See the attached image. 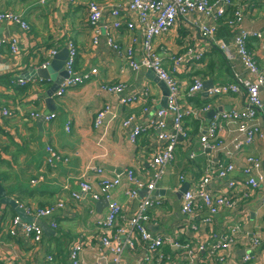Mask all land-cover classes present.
<instances>
[{
	"label": "crops",
	"instance_id": "1",
	"mask_svg": "<svg viewBox=\"0 0 264 264\" xmlns=\"http://www.w3.org/2000/svg\"><path fill=\"white\" fill-rule=\"evenodd\" d=\"M95 2L106 14L117 6L124 7L125 0H50L39 4L37 0H0V12L20 16L29 30L23 31L12 23H0V39L14 38L19 42V53L13 57L8 45L0 50V111H9L12 116H0V185L6 196L14 199L23 209H44L62 203L51 216L56 226L50 227V217L40 219L53 233L44 234L41 243L33 244L19 233H13V209L0 203V264L10 259L12 264H44L48 256L51 264H69L68 250L79 244L83 264H111L113 255L101 244V229L98 225L107 213L105 199L93 201L89 194L82 193L79 179L87 176L93 191L98 190L99 176L92 168L100 167L103 176L112 179L121 175V183L111 191V201L122 209V217L130 218L136 212L140 201L149 193L140 189L136 198L126 192L131 185L124 178V172L131 170L145 184L152 180L150 164L155 152L165 145L160 139L162 132L152 125L157 110L166 109L164 90L151 75V71H133L124 60L110 49L104 40V33L96 38L88 23L86 5ZM211 22L201 15L180 18L177 26L167 35L155 41L156 51L163 58L165 71L177 82L180 89L179 103L190 107L192 115L184 119L186 137L179 139L173 159L167 165L155 185L152 199L159 202L149 212L151 220L147 229L152 235L167 236L171 242L185 244L206 243L223 240L232 234L233 244L229 251L215 258L211 264H264V110L257 113L253 122L260 131L249 145L236 148L245 135L238 131L237 123H226L211 143L212 149H205L200 136L216 114L228 113L232 109L245 111L248 105L243 92L216 97L209 96L212 87L234 82V76L246 73L238 62H229L224 54L212 47L198 34V28ZM225 20L216 24L215 37L229 46L235 29ZM239 29L261 33V39L247 43L258 65H264V0H254ZM122 49L132 48L136 61L142 55L141 33L118 31L115 35ZM71 41L77 52L75 71H95L86 83L71 87L58 97L54 93L55 110L48 112L46 93L52 88L60 73L48 66L59 58L48 60L47 52L66 50ZM203 47L207 51L201 61L188 65L183 58L189 46ZM164 49V51H162ZM67 52V50H66ZM174 57L181 58L175 63ZM47 66V67H48ZM64 67V66H63ZM45 69L46 77H38V70ZM53 75V76H52ZM19 79L30 80L21 86ZM33 80V81H32ZM194 81H200L202 91L188 98L187 90ZM121 84L126 91L111 95L102 91L104 85ZM60 87V86H59ZM146 90L147 97L139 103L127 106L119 104L123 95ZM264 99V91L261 92ZM209 105V110L204 108ZM108 107L102 124L94 126L98 112ZM54 114L50 121L40 120L35 114ZM211 113H214L210 117ZM45 115V116H47ZM132 118L131 127L141 126L144 131L135 143L127 139L123 122ZM172 116L165 117L166 129L170 132ZM68 126V130L66 127ZM52 147L58 161L52 167L46 165V148ZM255 159L257 167L252 168L248 160ZM231 165L232 171L225 179L217 176L220 166ZM250 170L246 175L244 171ZM207 176V190L212 195L223 193L229 180L245 182L249 178L263 177L252 196L240 205L238 213L222 209L216 215L209 213L201 204L190 215L180 211L182 195L193 189ZM73 194L78 199L72 198ZM15 214V213H14ZM209 218L211 222L203 221ZM178 229L183 230L179 234ZM16 232V231H14ZM253 242L255 245H253ZM179 248L167 245L162 249L166 264L177 263ZM250 255L248 263L243 257ZM122 259L127 264H140L142 251H124Z\"/></svg>",
	"mask_w": 264,
	"mask_h": 264
},
{
	"label": "built area",
	"instance_id": "2",
	"mask_svg": "<svg viewBox=\"0 0 264 264\" xmlns=\"http://www.w3.org/2000/svg\"><path fill=\"white\" fill-rule=\"evenodd\" d=\"M39 4H45L50 0H37ZM77 0H68L69 3H74ZM254 0H125V6H117L111 9L107 14L108 22H105V12L95 2H89L86 5L88 23L94 33V43L96 38L104 33V40L110 49L116 52L125 62V65L133 71L145 69L151 71L156 77L162 81L168 89L167 108L157 110L155 113L152 125L156 126L162 134L160 139L165 145L161 150H157L150 164L152 171V180L144 183L138 179L131 170L124 172V178L132 186L126 192L130 198H136L137 192L140 189H146L148 196L140 201L137 212L130 218L122 217L121 207L114 201H111V191L121 183V175H117L112 179H107L103 176L104 170L100 167L92 168V173L99 176L98 190L93 191L92 182L87 176L82 175L79 179V188L82 193L89 194L93 201L105 199L108 202L107 213L105 218L98 223L101 229V244L113 255L111 264H127L123 261L122 255L124 251H135L140 249L143 254V259L140 264H166L162 249L165 246L174 245L179 248L177 263L181 264H211L217 257L225 255L230 246L233 244L232 234L236 231H230V237L223 240L214 241L210 247L206 243L192 244V240L180 245L176 242H171L167 236L152 235L147 229V223L151 217L149 212L155 207H159V202L152 199V192L167 165L172 161L175 147L179 139L185 138L183 122L184 119L192 115L190 107H184L179 103L180 89L177 82L165 71L163 66V58L156 51L155 41L159 38L167 36L176 26L180 18H186L192 15H201L205 19H210L211 22L205 26L198 28V34L206 40L212 47L220 50L227 61L238 62L245 71L244 76L235 75L234 82L231 84H223L212 87L209 90V96L216 97L227 94H238L243 92L248 105L247 110L239 111L232 109L228 113L216 114L205 128L200 136V143L205 149L215 147L211 143L218 137V133L226 123H237L238 131L245 135L243 142H239L236 148L239 149L243 145H249L260 134L259 129L253 124L257 113L264 110V99L261 92L264 91V65L260 67L254 59L252 53L247 47V43L252 39H261V33L254 31L239 29L246 14L251 9ZM226 19V24L234 27L232 43L229 46L215 37L216 24L221 20ZM0 23H12L17 25L21 30L28 31L29 27L20 16L11 13L0 12ZM136 29L141 33L142 39V55L140 60L136 61L132 48L127 46L122 49L117 42L115 35L118 31L133 33ZM4 45H8L10 53L16 57L19 53V42L14 39L1 38L0 50ZM67 57L64 62L63 70L66 77L62 80L59 89L56 91V96H62L67 89L82 85L91 79L95 71L89 73H77L75 71L76 48L69 41L66 45ZM164 51V49L162 50ZM206 49L198 46H189L183 58L188 65L202 60L206 53ZM57 54L55 50L47 52L48 60ZM175 63L181 62V58L174 57ZM48 63H45L42 68H46ZM30 80L19 79L17 83L21 86L25 85ZM33 81V80H32ZM111 95H121L126 91V87L121 84L104 85L101 87ZM202 91L200 81H194L187 90L188 98ZM147 97L146 90L140 93L123 95L118 102L122 106L139 103ZM209 105L204 108L209 110ZM108 107L97 113L94 119V126L99 128L102 124L105 113ZM167 114L172 116L170 132H164L166 129L165 117ZM0 116L3 118L11 117L9 111L1 110ZM42 115L35 114V117ZM54 118V114L44 116L45 121H50ZM132 118L123 122V128L126 129L127 139L130 143H135L139 136L144 131L141 126H132ZM68 130V126L66 127ZM46 165L52 167L58 161V157L52 147L46 148ZM248 163L252 168L257 167L255 159H249ZM232 166H220L217 171V176L225 179L227 174L232 171ZM246 175L250 174V170L244 171ZM263 181L262 176L249 178L245 182L238 180H229L227 187L223 193L212 195L207 190V176L203 178L193 189L185 192L181 197L180 211L183 215L193 213L198 204L209 213V217L216 215L220 210L225 209L232 213H238L240 205L247 201L259 184ZM72 198L77 200V194H73ZM63 207L62 203L55 207L44 209H25L26 215L34 219H44L50 217L49 225L54 228L55 221L52 215L56 209ZM203 221L211 222L209 218ZM13 233H19L24 238L29 239L33 244L41 243L43 232L35 223L24 224L17 217L12 219ZM16 231V232H14ZM179 234L183 230H177ZM253 245L254 242H253ZM80 245L73 244L68 250L69 264H83L80 259ZM251 259L250 255L243 257L244 263H248ZM52 257L48 256L44 264H51ZM5 264H12L9 259Z\"/></svg>",
	"mask_w": 264,
	"mask_h": 264
},
{
	"label": "water",
	"instance_id": "3",
	"mask_svg": "<svg viewBox=\"0 0 264 264\" xmlns=\"http://www.w3.org/2000/svg\"><path fill=\"white\" fill-rule=\"evenodd\" d=\"M59 58V62L56 63L55 60H53V62L48 66L46 67L47 68V71L48 72H51V68H53L54 71H57L58 73H60V77L56 78L53 76L52 78L54 80H52L54 82L52 88L46 93V99H45V104L47 105V109H48V112L47 113H51L52 111L55 110V107L53 106V94L56 93V91L59 89V86L62 82V80L66 77V73L64 72L63 70V66H64V62L66 60V57H67V52L66 50L62 51V53H58L54 56V59L55 58ZM38 77H46V70L45 69H39L38 72ZM152 78L156 81V83L159 84V86L161 87V89L164 90V101L163 103L165 104L164 106L166 107L167 106V96H168V89L167 87L165 86V84L160 81L157 77H155L154 75H151ZM47 113L45 115H47ZM44 115V116H45ZM214 113H211L210 117L213 116ZM44 116H41L40 120H44ZM104 202H106L108 204V202L105 200ZM0 203L3 204V205H7L9 207H11L13 209V211L15 212L16 214V217L24 224H30V223H35L36 225H38L42 232L44 234H51L53 233L51 231V229L47 226V225H44L41 223V221L39 219H34L33 217H30L28 215H26L25 213V209H23L20 205H18V203L6 196V193H5V190L1 187L0 185Z\"/></svg>",
	"mask_w": 264,
	"mask_h": 264
},
{
	"label": "trees",
	"instance_id": "4",
	"mask_svg": "<svg viewBox=\"0 0 264 264\" xmlns=\"http://www.w3.org/2000/svg\"><path fill=\"white\" fill-rule=\"evenodd\" d=\"M14 213H15V212H14ZM14 213H13V217H12V218H14V217L16 216V214H14Z\"/></svg>",
	"mask_w": 264,
	"mask_h": 264
},
{
	"label": "rangeland",
	"instance_id": "5",
	"mask_svg": "<svg viewBox=\"0 0 264 264\" xmlns=\"http://www.w3.org/2000/svg\"><path fill=\"white\" fill-rule=\"evenodd\" d=\"M4 13H6V12H4ZM12 14V13H11ZM13 15H15V14H13Z\"/></svg>",
	"mask_w": 264,
	"mask_h": 264
}]
</instances>
